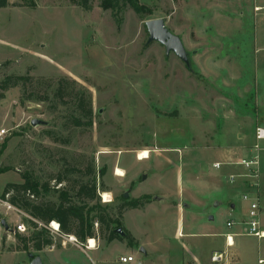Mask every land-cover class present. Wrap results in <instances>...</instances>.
Here are the masks:
<instances>
[{
	"label": "rangeland",
	"instance_id": "374dc122",
	"mask_svg": "<svg viewBox=\"0 0 264 264\" xmlns=\"http://www.w3.org/2000/svg\"><path fill=\"white\" fill-rule=\"evenodd\" d=\"M102 1L92 0L86 10L70 0H10L0 9V82L11 75L53 82L69 77L93 104V127L84 130L69 126L67 107L52 113L49 103H22V87L8 91L0 100V197L28 172L52 188L41 199L58 202L54 189L62 188L52 177L65 165L83 170L94 161L98 174L104 172L98 179L106 190L99 192L103 207L114 210L125 200L162 193L173 200L187 186H210L200 172L199 179L189 173L203 162L210 168L208 153L228 145L245 155L257 152L256 130L264 127V0H140L153 12L146 16L130 8L116 14ZM157 19L182 40L190 67L160 43L148 44L146 23ZM34 85L30 91H42ZM51 131L70 143L53 142ZM260 148L264 170V142ZM145 150L150 157L138 160ZM118 167L124 178L116 176ZM105 193L110 203L103 202ZM21 212L0 206V264H31L26 252H10L19 223L27 228L24 235L34 231ZM149 217L139 210L126 217L138 246L100 240L99 251H86L88 242L55 235L54 247L30 254L43 264H123L125 254L135 259L131 264H188L192 240L178 238L177 219L165 217L157 235ZM121 222L124 235L125 218ZM213 226L217 233L227 227L223 219Z\"/></svg>",
	"mask_w": 264,
	"mask_h": 264
},
{
	"label": "trees",
	"instance_id": "16d2710c",
	"mask_svg": "<svg viewBox=\"0 0 264 264\" xmlns=\"http://www.w3.org/2000/svg\"><path fill=\"white\" fill-rule=\"evenodd\" d=\"M74 6L90 9L92 0H70ZM10 0H0V9L10 7ZM101 6L105 10H112L116 14L125 8L132 9L139 16L152 15L153 12L140 0H103ZM31 8H35L32 4ZM37 86L42 91H30V87ZM22 87V103L38 101L49 103L52 113L58 112L59 107H67L69 110V126L90 130L93 127V104L92 96L78 87L76 81L69 77H62L56 82L44 78L11 75L0 82V100L5 99V94L11 89ZM67 129V126L65 127ZM47 136L57 144H69L68 140L62 139L59 133L48 132ZM6 171V170H5ZM3 172V171H0ZM104 172L98 174L94 161H91L86 169L67 166L58 174L54 175L56 184L62 189H54L59 194L58 202H47L41 199L51 192L49 183L42 184L38 177L32 173H25L23 183H10L4 189L2 198L15 208L30 216L29 224L34 230L31 236L16 233L17 245L12 250L30 254L32 250L43 252L54 247L55 235L50 231L49 225L56 222L60 225L58 236L74 237L81 246L93 239L103 241L106 244L113 242H125L135 246L136 241L132 235L123 229L125 236L118 232L123 228L124 215L129 210L143 208L151 199L144 196L141 199L125 200L113 210L112 206L100 203L99 192L102 184L98 185ZM56 188V187H53ZM101 188V189H100ZM117 210L115 219L112 213ZM95 225L100 226L98 232Z\"/></svg>",
	"mask_w": 264,
	"mask_h": 264
},
{
	"label": "crops",
	"instance_id": "0c3cea01",
	"mask_svg": "<svg viewBox=\"0 0 264 264\" xmlns=\"http://www.w3.org/2000/svg\"><path fill=\"white\" fill-rule=\"evenodd\" d=\"M208 154L211 157L210 168L207 169L208 167L203 162L199 171H189V173L191 177L199 179L198 173L200 172L201 179L205 178L208 185H210L209 187L200 189L197 185L187 186V191L185 192L184 190L183 194L179 193L178 198L173 200L172 197L162 193L158 198L151 199L143 208L134 210H139L144 215L150 214L152 217V219L149 217L150 224L154 225V230H157L158 233L157 235H159V232L161 233L158 230L161 228L165 217L174 216L177 219L178 228L176 235L178 238L183 239L187 237L192 240L187 246L190 254L188 264H264V239H257L244 234V227L242 225L248 219V204L243 201L242 195L253 193L255 189L251 187L248 180L242 178L237 179L233 185L229 183L231 175H240L244 172L242 167L235 164L242 158L251 157L254 153L251 151L245 155L239 148L228 145L225 148H218L216 151ZM217 163L222 164L221 169L214 167ZM212 168L216 170L214 173H211L210 169ZM258 196L261 206L260 221L264 229L263 168L261 169ZM130 211L133 210L127 211L124 215L125 229L137 241L135 235L126 226V217ZM216 219L225 220L226 225L229 222H233L234 226L232 228H228L227 226L225 231L217 233L213 229L215 228L213 223L216 222ZM200 228L206 229L211 234H198L197 231ZM184 229L187 230L188 234H185ZM207 237L212 238L210 244L203 241ZM227 237L232 238V247H228ZM250 243H254L256 247L250 249ZM136 245L138 246L139 244L136 242ZM91 250H95L96 252L100 249H87L86 251ZM10 252L17 251L10 250ZM142 252L145 251L142 250ZM216 253L224 254L223 260L214 261ZM129 256L131 255L125 254V256L121 257ZM93 263L96 264L95 262Z\"/></svg>",
	"mask_w": 264,
	"mask_h": 264
},
{
	"label": "built area",
	"instance_id": "2783aa9c",
	"mask_svg": "<svg viewBox=\"0 0 264 264\" xmlns=\"http://www.w3.org/2000/svg\"><path fill=\"white\" fill-rule=\"evenodd\" d=\"M263 9L257 8L256 12H261ZM2 134H5V131L2 132ZM256 140L257 143H259L256 146V153H254L251 157L241 159L238 161L235 165L242 167L246 173L240 174V175H231L229 177V183L235 184L237 179L242 178L245 180H248L251 184V187L255 189L253 193H246L242 195L243 201H245L248 204V219L242 224L244 227V234L248 236L255 237L257 239H264V229L262 228L260 217H261V206H260V199L258 196V189L260 187V177H261V161L259 153L261 151L260 143L264 142V127H259L256 130ZM138 160H143L138 156ZM214 167L216 169H221L222 164H215ZM103 198L104 203H110V201H106L105 195H101ZM0 206L6 208L8 212L14 211L18 214H22V212L15 208L13 205H11L8 201L4 200L0 197ZM228 228H232L234 226L233 222H229L227 224ZM17 232L20 234H25L27 232V228L25 227L24 223H19L17 226ZM50 231L54 235H58L60 233V225L56 222H52L49 225ZM70 243L78 244L77 240L74 237H68ZM227 245L228 247H232V238L227 237ZM88 249H91V247L88 245ZM95 249V248H94ZM224 254L222 253H216L214 256V261H220L223 260ZM119 261L123 264H131L135 261V259L131 256L129 257H121ZM262 263V262H260ZM94 264V263H93Z\"/></svg>",
	"mask_w": 264,
	"mask_h": 264
},
{
	"label": "water",
	"instance_id": "95a60500",
	"mask_svg": "<svg viewBox=\"0 0 264 264\" xmlns=\"http://www.w3.org/2000/svg\"><path fill=\"white\" fill-rule=\"evenodd\" d=\"M146 28L149 34L148 44L155 42L160 43L165 47L167 55L174 53L187 67H190L189 54L182 40L168 30L164 19L148 21L146 23ZM38 124V121L33 122V125ZM127 196L126 194L125 197ZM2 224L5 225V222ZM122 236H125V233ZM29 259L31 260V264H43L40 257H35L32 254H29Z\"/></svg>",
	"mask_w": 264,
	"mask_h": 264
},
{
	"label": "bare ground",
	"instance_id": "6f19581e",
	"mask_svg": "<svg viewBox=\"0 0 264 264\" xmlns=\"http://www.w3.org/2000/svg\"><path fill=\"white\" fill-rule=\"evenodd\" d=\"M139 155H140V158L143 159V160L144 159H148L150 157V152L145 150V151L140 152ZM116 176L125 177L126 174H125L123 169L118 167V168H116ZM109 198H111L110 195L105 193L106 201H109ZM88 245L91 247V249H94V248H96V241L91 239V240L88 241Z\"/></svg>",
	"mask_w": 264,
	"mask_h": 264
}]
</instances>
